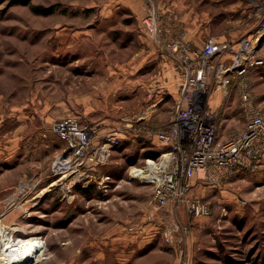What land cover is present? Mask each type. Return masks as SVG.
I'll use <instances>...</instances> for the list:
<instances>
[{"label":"rangeland","instance_id":"1","mask_svg":"<svg viewBox=\"0 0 264 264\" xmlns=\"http://www.w3.org/2000/svg\"><path fill=\"white\" fill-rule=\"evenodd\" d=\"M186 1L185 20L199 27L253 22L258 9V0H233L228 10L215 0ZM180 4L0 0V229L21 241L24 264H264V154L253 170L192 184L188 196L209 206L199 217L181 202L157 206L152 187L132 177L167 150L155 133L170 121L177 92L142 19L176 26ZM32 5L55 8L43 15ZM251 83L260 109L264 81ZM65 116L127 136L87 173L54 174L64 145L50 126ZM245 121L240 103L222 134L238 133Z\"/></svg>","mask_w":264,"mask_h":264},{"label":"built area","instance_id":"2","mask_svg":"<svg viewBox=\"0 0 264 264\" xmlns=\"http://www.w3.org/2000/svg\"><path fill=\"white\" fill-rule=\"evenodd\" d=\"M142 24L151 40L171 60L177 74V92L170 121L155 133V138L167 150L133 168L132 177L152 187L157 206L181 202L194 217L207 215L208 203L188 196L192 180L217 184L222 178L255 169L264 154V114L252 103L248 81L252 68L264 66V51L242 55V43L234 48L214 36L207 37L202 46L192 47L180 34L171 35L168 27H160L154 15L143 17ZM259 26L264 30V14H260ZM230 49L234 51L232 62L220 72L217 59ZM228 70L235 76L225 75ZM217 76L221 77L222 84L235 81L246 114L244 127L224 140L218 139L217 112L207 102L212 80ZM50 130L64 145L52 163L54 174L76 168L87 173L104 161L109 155L108 148L127 136L120 128H99L98 124L83 122L75 116L55 120ZM20 244L10 227H2L0 264L26 263L25 259L15 262Z\"/></svg>","mask_w":264,"mask_h":264},{"label":"crops","instance_id":"3","mask_svg":"<svg viewBox=\"0 0 264 264\" xmlns=\"http://www.w3.org/2000/svg\"><path fill=\"white\" fill-rule=\"evenodd\" d=\"M217 1L218 0H215V3L213 4L214 7L217 8L222 7L223 9L228 10L233 9L237 6L236 4L234 5L233 0L229 1V3L225 5L220 6H218ZM179 3H181L180 5L183 7L182 10L184 13V18L176 26H170V34H180L183 37L184 41L189 42L192 47H200L203 45L207 37L214 36L218 41L227 42L233 45L234 48H236L239 43H242L243 48L240 50V54L242 55L251 53L254 50L264 51V30L259 26L260 14H264V0H258V9L255 15H253V22H246L241 20L225 21L222 23L213 22L205 25L204 27H199L198 25H195L193 23H188L185 18L188 12H190L191 10V4L187 3L186 0H179ZM233 52L234 51L230 49L229 51L223 53L217 59L216 65L218 66L220 72L225 67H228L232 62L234 55ZM161 63L165 67L164 73H171L172 81L177 86V74L173 69L171 60L166 54L161 55ZM225 75H230V77L235 76L234 72H230V70L226 71ZM248 81L249 83L253 81H264V66L252 68L248 74ZM233 82L232 84L227 85L221 83L220 76L213 78V88L207 96L208 105L217 112L219 140H224L228 137L222 134L224 133L222 124H224L223 122L225 120H230L231 116L234 114V111L237 110L241 103V99L240 103L238 102V100L234 101L240 96V93L236 88L235 83ZM173 88L175 92L176 89L174 85ZM252 91L254 93L253 89ZM256 96V104L258 105L260 110H264V91L259 92ZM233 98L234 100H232ZM192 181V184H195L196 181L194 179ZM9 204L10 203H8V205Z\"/></svg>","mask_w":264,"mask_h":264},{"label":"trees","instance_id":"4","mask_svg":"<svg viewBox=\"0 0 264 264\" xmlns=\"http://www.w3.org/2000/svg\"><path fill=\"white\" fill-rule=\"evenodd\" d=\"M54 8L55 6L53 5H49V6H36V5H32L31 6V10L34 12V13H37V14H43V15H48V14H51L54 12ZM152 156H156V153H152ZM88 188L87 187H83L80 189V192L83 193V194H87L88 192Z\"/></svg>","mask_w":264,"mask_h":264},{"label":"bare ground","instance_id":"5","mask_svg":"<svg viewBox=\"0 0 264 264\" xmlns=\"http://www.w3.org/2000/svg\"><path fill=\"white\" fill-rule=\"evenodd\" d=\"M21 246H22V244L18 247V250H17V253H16V256L18 258L17 261H15L16 263H18L20 258L25 255L24 248L22 249Z\"/></svg>","mask_w":264,"mask_h":264}]
</instances>
